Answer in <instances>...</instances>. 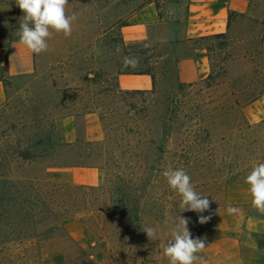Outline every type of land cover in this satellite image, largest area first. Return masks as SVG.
<instances>
[{
    "label": "rangeland",
    "instance_id": "obj_1",
    "mask_svg": "<svg viewBox=\"0 0 264 264\" xmlns=\"http://www.w3.org/2000/svg\"><path fill=\"white\" fill-rule=\"evenodd\" d=\"M221 1L226 37L178 44L190 0H76L77 19L90 20L85 42L31 73L0 72V142L35 145L53 130L61 145L45 163L12 162L8 176L50 181L62 220L33 252L24 240L5 242L2 207L0 264H169L163 250L179 215L206 242L198 253L205 264H264V214L244 182L264 163V94L248 102L264 85V0ZM148 4L160 18L144 39L124 40L121 27ZM196 46L208 50L209 74L180 83L177 63ZM124 56L137 57L139 67L123 68ZM118 71L150 72L151 89L120 90ZM181 167L209 199L205 212L182 211L161 175ZM87 169L97 174L94 184L73 178ZM229 206L238 211L229 214ZM201 215L210 219L201 224ZM149 226L153 240L142 230Z\"/></svg>",
    "mask_w": 264,
    "mask_h": 264
},
{
    "label": "crops",
    "instance_id": "obj_2",
    "mask_svg": "<svg viewBox=\"0 0 264 264\" xmlns=\"http://www.w3.org/2000/svg\"><path fill=\"white\" fill-rule=\"evenodd\" d=\"M67 12H75L76 0H68ZM187 18L183 34L174 41L197 40L227 31L228 4L221 0H190L187 6ZM23 13L15 0H0V67H4L8 77L28 74L42 67L44 63L53 64L65 59L76 50V41H86L85 20L77 19L72 25V35L65 38L62 33L53 32L48 40V50L40 55L33 54L26 46L19 43L17 30ZM158 21L155 7L148 4L132 15L129 24L121 27L124 40H142L146 37L147 26ZM81 29L83 32L81 34ZM88 39L90 34L87 32ZM82 36V39H81ZM209 74V59L203 46L194 47L183 55L177 63V78L180 83L189 84L202 80ZM116 83L120 90H149L152 87L151 77L147 74H119ZM4 100V84L0 81V103ZM90 126H87L89 131ZM73 178L78 182L97 181V174L91 170L73 171ZM81 173V175H80ZM90 174V177L86 175ZM83 179V180H82Z\"/></svg>",
    "mask_w": 264,
    "mask_h": 264
},
{
    "label": "clouds",
    "instance_id": "obj_3",
    "mask_svg": "<svg viewBox=\"0 0 264 264\" xmlns=\"http://www.w3.org/2000/svg\"><path fill=\"white\" fill-rule=\"evenodd\" d=\"M15 3L23 13L17 30L19 43L33 54L40 55L48 50V40L53 32L62 33L65 38L72 35V25L77 20V15L75 12L68 14V0H15ZM122 67L136 69L139 67V59L124 56ZM161 175L166 178L169 187L181 197L179 206L182 211L203 213L209 209V199L195 190L191 177L183 167L166 169ZM244 182L249 186L248 193L252 198V206L264 214V163L254 165L244 178ZM227 211L234 214L238 209L229 206ZM209 219L210 217L201 215L199 223L204 224ZM187 225L188 219L179 215L170 230V238L163 250L169 264H205L204 258L198 253L204 251L206 242L200 238H193ZM142 230L150 240L157 236L154 227H144Z\"/></svg>",
    "mask_w": 264,
    "mask_h": 264
},
{
    "label": "trees",
    "instance_id": "obj_4",
    "mask_svg": "<svg viewBox=\"0 0 264 264\" xmlns=\"http://www.w3.org/2000/svg\"><path fill=\"white\" fill-rule=\"evenodd\" d=\"M158 17L160 18L159 15ZM225 37L224 33L202 37L198 40H218ZM0 72L6 73L4 67H0ZM119 74H147L153 80L150 72L118 71L117 75ZM0 81L3 84L6 82L1 75ZM262 94H264V85L260 86V90L248 102L255 101ZM52 131H47L44 139L35 145L21 146L20 142L13 143L5 140L0 142V209L6 207L8 210L6 226L9 238L5 242L12 244L14 241L24 240L33 252L37 251L36 248L40 242L48 240L52 233L61 229L62 220H60L59 212L52 206L56 190H53L54 185L50 181L42 182L36 178L15 181L8 176V172L12 162L45 163L47 161L45 159H50L55 149L61 146L53 142ZM85 144L88 146V150L90 142H85ZM65 146L69 147L70 144L67 143ZM43 148L48 151L47 154L41 151ZM3 243L0 242V244Z\"/></svg>",
    "mask_w": 264,
    "mask_h": 264
}]
</instances>
